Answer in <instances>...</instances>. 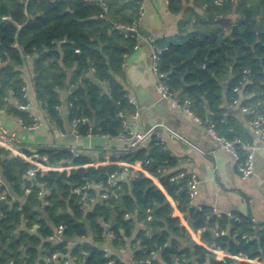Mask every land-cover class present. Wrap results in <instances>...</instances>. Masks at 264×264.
Instances as JSON below:
<instances>
[{"label":"trees","instance_id":"trees-1","mask_svg":"<svg viewBox=\"0 0 264 264\" xmlns=\"http://www.w3.org/2000/svg\"><path fill=\"white\" fill-rule=\"evenodd\" d=\"M167 1L169 11H182V17L177 33L152 40L159 49L158 71L171 90L190 100L193 113L205 125L213 122L217 134L248 141L237 128H231L229 111L233 98L239 97L235 87L249 96L241 99L242 104L264 99V44L256 42V22L248 15L249 22H241L240 32L230 39L224 37L227 22L221 16L232 0H222L220 5L218 0H195L198 11L187 5L190 0ZM102 2L0 0V107L24 125L36 121L19 107L27 103L20 67L30 56L35 97L57 128L64 125L59 91L66 89L67 120L71 125L77 121L76 134L118 136L125 131L119 114L127 117L136 108L117 76L138 36L113 24H133L141 4L140 0ZM10 91L16 103L8 98ZM257 112L264 116V104ZM20 150L46 165L76 167L36 169L29 175L34 168L31 162L0 147V193H4L0 199V264H53V253L75 256L79 264H126L102 248L109 233L114 247L129 243L133 264H145L147 258L149 264H257L229 256L217 258L193 240L175 209L184 218H192V230L200 233L204 243L231 255L264 261V220L255 223L249 214L217 215L209 207L193 206L186 177L171 179L179 172L173 168L177 160L157 134L151 135L147 147L128 148L110 159L140 161L159 184L136 171L118 181L117 197L89 207L83 206L75 189L86 182L94 185L89 194L108 189V175L125 172L122 165H91L90 157L75 156L62 146L41 147L36 154ZM239 155L242 160L245 151L239 149ZM59 225L64 228L57 240L53 234ZM216 230L224 233L215 236Z\"/></svg>","mask_w":264,"mask_h":264},{"label":"crops","instance_id":"crops-1","mask_svg":"<svg viewBox=\"0 0 264 264\" xmlns=\"http://www.w3.org/2000/svg\"><path fill=\"white\" fill-rule=\"evenodd\" d=\"M140 4L142 15L139 19V29L144 30V33L138 35L136 46L125 55L122 62V74L117 76L129 101L139 112L136 118L133 117V113L127 116V122L140 131L145 130L147 126L157 127L164 147L177 160L173 168L197 177L198 192L193 202L194 206L209 207L217 215L249 214L255 223L263 222L264 140L253 133L248 124V114L238 107L231 106L229 111L232 119L231 128H237L249 142L255 145L253 173L242 177L238 171L236 158L221 146L216 137L208 131L207 125L196 122L192 116L172 106L169 99L158 93L155 88L156 74L151 60V43L154 38L178 32V21L182 17V11L179 13L169 11L167 0H140ZM187 5H193V0H190ZM20 71L24 80L27 111L38 120L39 124L34 129H28L22 125L18 117L5 110L0 112V123L8 130L16 132L20 139L19 150L22 148L36 154L41 147L73 146L80 154L92 159V163H89L91 165L121 161L110 159L118 158L129 148L119 136L104 134L81 136L75 133L67 120L68 91L66 89L59 91L61 99L59 111L64 121L63 129L57 128L49 121L42 103L35 97L32 57H25ZM102 88L106 89V86L102 85ZM221 92L224 96V86ZM8 98L16 103L12 91L9 92ZM247 98H249L248 95L245 99ZM223 99L225 106L227 102L225 97ZM60 130L63 135L60 134ZM144 173L159 184L156 177L147 171ZM125 176L126 173L122 172L121 177L125 178ZM168 199L174 206V200L169 196ZM175 213L181 218L193 240L202 244L200 233L194 232L189 227L187 218H184L177 209ZM101 246L108 253L119 256L126 264H133V251L128 242L124 247L116 248L111 240L107 239ZM261 264H264V261H261Z\"/></svg>","mask_w":264,"mask_h":264},{"label":"built area","instance_id":"built-area-1","mask_svg":"<svg viewBox=\"0 0 264 264\" xmlns=\"http://www.w3.org/2000/svg\"><path fill=\"white\" fill-rule=\"evenodd\" d=\"M27 0H24L26 2ZM102 4V0H99ZM104 9L105 6H104ZM142 15V10L140 7V13H139V18L137 21H134L133 24L131 25H123L120 23H114L113 27L118 28L125 33H129L128 31H135L137 32L138 36V30H139V19ZM15 45V44H14ZM159 59V49L155 46V44L151 43V60H152V66L156 74V83H155V88L158 91V93L164 97L170 100L172 106L175 108L181 109L188 115L192 116L194 120L198 123H202L201 119L196 116L190 106V100L188 98H181L180 96L177 95L173 90L170 89L168 84L166 83L164 79V74L159 72L157 69V61ZM25 90V88H24ZM234 91H236L239 94V97H235L232 100V105L238 107L242 112L248 114L250 116L248 118V124L251 127L252 131L254 134L259 136L262 140H264V116L262 114H259L257 110L261 105L264 104V99L258 100L254 102L253 104H242L241 99L246 98V95L242 93V89L239 87H235ZM26 96V94L24 93ZM241 97V98H240ZM20 108L28 110V103L26 104H20ZM4 111V108L0 107V112ZM139 112L138 109L136 108L135 111L133 112V117L136 118L138 117ZM119 116H123L122 114H119ZM124 123L125 131L120 133L118 136L121 140L127 143L128 147L136 150L141 147H147L148 140L153 134L158 135L157 127H151L148 128L147 130H137L133 128L127 120H122ZM22 123V121L20 120ZM77 121H74L72 123V127L74 128V125L76 124ZM38 120L33 122L30 125H22L28 129H34L38 126ZM208 131H210L216 139L220 142L221 146L228 152H230L238 161V171L242 177H247L253 173L254 169V150H255V145L249 141H243L240 137L235 136L233 138H227L226 136L219 135L216 133L215 128H214V123L210 122L207 125ZM75 131V130H74ZM171 133L172 131L169 130ZM60 134L63 135V133L60 130ZM20 139L18 138L16 132L8 130L3 124L0 123V147H3L10 152L14 154H18L31 162L34 165V168L29 169L28 174L31 175L36 169L40 170H47V169H57V170H62V169H70L72 167H76L73 165H68V166H50L46 165L41 161H38L35 159L32 155H26L23 153L21 150H19L18 145H19ZM73 155H78L79 152L77 149L73 146H67L66 147ZM239 149H243L245 151V156L243 157L242 160H240V155H239ZM117 164H120L124 167V171L126 173V176L130 177L132 176L136 171H142L144 172L145 170L142 167V164L140 161H135V162H126V161H119ZM97 165V164H93ZM122 173L118 172H112L108 175L107 178V185L108 189H102L99 191L97 194H89V190L94 187V185L90 182H86L82 186L78 187L75 189L79 194H81V199L83 201V206L84 207H89L92 203L96 201H103L111 196L117 197L118 196V190L120 188V185L118 183L119 180L122 179L121 177ZM186 177V190L190 199V203L193 205L194 199L197 195L198 192V179L194 174L187 175L184 172H178L174 176L171 177V179H175L177 177ZM263 197H264V191H263ZM4 198V193H0V199ZM194 206V205H193ZM149 211V210H148ZM151 216L148 215L147 219H150ZM63 225H59L55 228L53 238L55 239H61L62 238V232H63ZM223 230H216L214 232L215 236H218L220 234H223ZM109 237L113 238V235L109 233ZM202 245L206 247V249L210 252H213L217 258H223L226 256L232 257L234 259L238 260H248L257 264H261V261L257 259H246L241 255H231L227 251L220 250L218 249L214 244H207L202 242ZM50 260L53 262V264H79L78 259L75 256H69V257H60L58 253H53L50 256ZM133 260V259H132ZM135 261L133 260V263ZM145 264L150 263V259H145L144 260Z\"/></svg>","mask_w":264,"mask_h":264},{"label":"flooded vegetation","instance_id":"flooded-vegetation-1","mask_svg":"<svg viewBox=\"0 0 264 264\" xmlns=\"http://www.w3.org/2000/svg\"><path fill=\"white\" fill-rule=\"evenodd\" d=\"M194 1L193 7L198 11V7L194 5ZM239 2L240 0H232L230 9L225 11L221 16L222 20L227 22L224 27V37L234 38L240 32L239 24L241 22H249V15L257 25L256 42L260 40L264 44V0H244L241 3ZM217 3L219 5L222 4V0H218Z\"/></svg>","mask_w":264,"mask_h":264},{"label":"water","instance_id":"water-1","mask_svg":"<svg viewBox=\"0 0 264 264\" xmlns=\"http://www.w3.org/2000/svg\"><path fill=\"white\" fill-rule=\"evenodd\" d=\"M242 1H244V0H240V2L239 3H241ZM129 33H132V34H134V35H137V32H135V31H128ZM144 33V30H142L141 28L138 30V34H143ZM114 106H115V110H116V112H118V108H117V106H116V104L114 103ZM120 118L122 119V120H126V116H120ZM149 127L147 126L146 128H145V130H147ZM186 222H187V224L189 225V227L192 229L193 228V222H192V218L191 217H187V219H186Z\"/></svg>","mask_w":264,"mask_h":264},{"label":"rangeland","instance_id":"rangeland-1","mask_svg":"<svg viewBox=\"0 0 264 264\" xmlns=\"http://www.w3.org/2000/svg\"><path fill=\"white\" fill-rule=\"evenodd\" d=\"M107 239H109V240H111V238L108 236V238Z\"/></svg>","mask_w":264,"mask_h":264}]
</instances>
